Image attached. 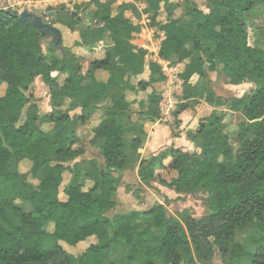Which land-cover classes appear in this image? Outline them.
<instances>
[{"label":"trees","instance_id":"16d2710c","mask_svg":"<svg viewBox=\"0 0 264 264\" xmlns=\"http://www.w3.org/2000/svg\"><path fill=\"white\" fill-rule=\"evenodd\" d=\"M142 2L145 7L139 11L133 4L90 0L69 13V21L47 22L70 31L78 27L80 48L100 42L106 32L111 35L113 47L91 62L84 75L78 57L62 41V51L55 53L33 25L0 8V87H5L0 96V264H214L216 252L221 264H245L244 259L264 264L263 245L251 238L255 248L250 251L236 240L237 230L255 227L264 232V48L251 46L248 35V23L264 18V0H205L208 13L185 0L181 20L172 18L177 6L169 0ZM161 4L167 13L163 24L156 22ZM47 12L57 10L49 7ZM125 12L138 22L143 14H152L150 23L164 36L158 59L174 56L181 64L190 58L178 74L184 93L173 111L174 122L200 103L193 97L200 89L203 101L213 108L188 135L198 151L170 147L142 161L138 169L142 185L157 183L178 200L199 202L205 210L200 217L188 208L171 215L161 203L108 216L117 205L120 174L130 154L144 144L143 123L161 118V98L155 92L138 113L123 93L130 77L146 66L150 80L134 89L146 90L165 80L162 68L147 59L148 51L133 43L142 24L125 18ZM219 64L227 84L255 87L239 98L219 100L209 77ZM99 70L107 72V81L96 78ZM52 71L66 75L62 85ZM194 75L199 86L191 84ZM37 77L49 85L54 107L44 116L31 103ZM111 87L117 93L107 98ZM89 100L106 103L93 129L103 165L79 160L83 148L74 128L86 123ZM77 106L81 115L70 116L69 110ZM224 111L242 115L236 150L223 131ZM135 114L138 118L132 120ZM45 124L51 129L43 130ZM23 161L31 164L25 173L19 170ZM158 170L174 175L166 180ZM65 175L69 179L63 186ZM83 175L95 181L87 192L81 190ZM22 203L30 207L28 212ZM89 238L95 242L77 256L61 245L76 247ZM118 248L127 251L120 263L112 256Z\"/></svg>","mask_w":264,"mask_h":264},{"label":"crops","instance_id":"0c3cea01","mask_svg":"<svg viewBox=\"0 0 264 264\" xmlns=\"http://www.w3.org/2000/svg\"><path fill=\"white\" fill-rule=\"evenodd\" d=\"M16 1V0H15ZM20 1V0H19ZM90 1V0H89ZM88 1V2H89ZM102 2L107 1V0H100ZM116 5H120V4H133L137 7V9L139 11H142L145 7L144 3L142 2V0H114ZM184 1L185 0H181V2H178L176 0H169V3L177 6L176 8L173 9L172 12V18L175 20H181L183 15H184ZM191 2H193L194 4L197 5V7L204 13H208L209 9L207 8L206 2L204 0V9H201V7L196 3L195 0H190ZM33 2H43V3H47L48 5H56V4H65V0H54V1H50V0H33ZM11 3V0L8 1L7 7L8 5ZM34 9H36V6L34 5ZM165 7L163 4H161L160 6V10H159V14L156 17V22H160V23H165L166 19H167V13L165 12ZM181 9V13L179 14H175L176 12L178 13ZM179 10V11H176ZM176 11V12H175ZM37 12H42L44 13V11L41 10H37ZM164 13V20L160 21L159 17L160 14ZM176 16H175V15ZM152 14H143L141 17L140 22H138L133 15L130 12H125L124 13V17L127 19H130L134 24L136 23H141L142 24V29L140 31L139 34H137L133 40V43L140 47L145 49L146 51H148L149 55L147 56V59L152 60L154 63H157L161 68H162V72L165 75V80L162 82H156L154 84H152L151 86H149L148 88H146V90H137L134 89V87L136 88V86L138 85L139 82L141 81H148L151 78V71L149 70V67H144L143 70L130 77L129 79V86L128 88L125 90L124 97L126 99V101L129 103L130 105V109L132 110V112L134 113H138L140 112L143 107H145L148 104V97L154 92V90L156 89V86L158 84L164 83L167 85L168 79H169V74H173V77H175L176 79V83L179 84L180 86H182V81L179 79L178 74L182 71L183 65L187 64L190 62V58H187L186 60H184L183 63L181 64H176L177 58L172 56L169 60L167 61H163L158 59L157 57V51L159 49L160 46V42L163 40L164 36L163 34L160 32L159 28L157 25H152L150 23V18H151ZM49 19V18H47ZM51 19V18H50ZM46 20V19H45ZM44 20V21H45ZM60 26V25H59ZM57 26V24L54 25V27H56L57 29L60 30L61 35H62V39L61 41L64 39V37L67 35L68 37L71 38V36L78 34V39H74L73 41V46H76V43L80 41L79 38V30L78 27L74 30V31H70L69 29L63 28V27H59ZM153 32H156V36L157 38H159V41L156 45V47L154 48H150L149 46L146 45V42H150L151 41V36L153 34ZM146 40V41H145ZM102 45H105L106 47L104 49L102 48ZM77 48L81 49L80 47L76 46ZM113 47V43L111 41V35L106 32L103 36V39L100 42H95L89 46H84L82 47L83 50H85V52H88L90 54H93L94 52H96V54L98 53L99 50H103V54L101 56H93V59L89 60L88 62L85 61L86 57L84 53L83 55H81L80 53H74L71 51V47H68L66 45V48L68 50H70V52L74 55H76V57H78L77 59V64L81 67L82 70V74L84 75L88 69H89V65L91 62L95 61V60H100L104 57L105 52H107L108 50H110ZM83 52V51H82ZM217 70L214 71L215 73L217 72L218 75H221V69H222V65L219 64L217 65ZM211 72L209 73V77L211 79L210 74L214 73ZM96 78L100 81H107L108 79V74L105 71L99 70L96 72ZM51 76L52 78H55L57 80V83L59 85H62L66 79V75H63L57 71H52L51 72ZM60 76V77H59ZM222 76V75H221ZM193 77H197V80L199 79L198 75H194ZM192 77V78H193ZM39 79H41V77H37ZM36 78V79H37ZM58 78V79H57ZM191 78V80H192ZM222 78H224V76H222ZM36 79L35 82L36 83ZM42 80V79H41ZM43 81V80H42ZM61 81V82H60ZM212 81V79H211ZM213 82V81H212ZM44 85H46L43 82ZM192 85H196V83H191ZM5 91V87L4 85H2L0 87V96H2L4 94ZM147 91H149V93H147ZM117 93V90L113 87L110 88V90L108 91L107 94V98H111L113 95H115ZM140 93H147L146 94V98L145 99H138V100H134L137 97H139L138 95ZM132 95V99H128V96ZM167 99V100H166ZM166 99L163 100L164 103H162V100L159 103V107L161 109V118L160 120H157L155 122H144L143 123V127L146 131V137H145V141L144 144L141 148H139L138 150H136L135 152L131 153L127 162V166L122 170V173L120 174V183H119V189L121 188L126 194H133L138 188L136 187L137 185L142 186L143 188H141L142 191H144L143 193H139L140 196H144L145 193V189L148 186L142 185L139 177H138V169L140 166V163L142 161H145L147 159H149L151 156H157L160 152H162L163 150L173 147V149H182L184 151H193V150H197L195 144L191 141V139L188 137L189 133H194L196 131V129H192V127L187 128L184 127V119L187 117L186 115L188 114V112H193L195 111V107L194 108H190L187 109L185 111H183L181 114H179L176 117V120L179 121L178 124L176 122H171L174 121V116H173V111L175 110L176 107V99L174 96V92L171 93V95H167ZM196 100H199L198 98H195ZM49 107L50 109H53L54 107L52 106L51 103V96L49 95ZM67 101H71V99H67ZM91 101V100H89ZM168 101H171V103L173 104V108L171 109H164V106L168 103ZM203 101V100H202ZM166 102V103H165ZM201 102V100L199 101ZM204 102V101H203ZM205 103V102H204ZM106 105L105 102H101V101H91V107L90 109L87 111L88 114V118L85 124H78L75 126L74 128V132L76 133L77 137L79 138L80 144H84L83 147V154L81 157H83V161L86 162H96L98 165H103V158L100 155L99 149L95 146V140H94V133H93V129L101 122V117H102V112H103V108ZM133 105H136L137 108H133ZM213 109V108H212ZM211 112V111H210ZM82 113L81 107L77 106L75 108H72L69 110V115L70 116H80ZM47 114V113H46ZM45 114V115H46ZM50 114V113H49ZM210 114V113H209ZM208 114V115H209ZM207 115V116H208ZM42 116V115H40ZM138 116L137 114L132 115L131 119L135 120L137 119ZM184 118V119H183ZM191 119V116L189 117ZM194 120H196V118H193ZM51 129V125H43V130L48 131ZM182 132L181 134L177 133V132ZM87 151V153H89L91 150H94L96 152V156L95 157H85L86 153L84 152ZM90 156V155H89ZM80 157V158H81ZM170 162V158L166 159L164 161V165L169 164ZM22 164L25 166H28V170L31 167V164L29 161H23L20 163L19 165V170L20 167L22 166ZM27 170V171H28ZM26 171V172H27ZM85 173V172H84ZM132 175L131 179L128 181V179L126 178V176ZM131 180H134V183H131ZM81 190L83 192H87L89 189H91L94 185H95V181L86 177V176H82L81 177ZM152 184V183H151ZM134 185H136L135 187H133ZM140 189V188H139ZM118 201H116L117 203ZM16 204H21V202L17 199L15 200ZM118 204V203H117ZM22 206H24L25 210L28 212L30 210V207L26 204L22 203ZM117 208V205L115 207V209ZM115 209L112 210L115 212ZM135 210V209H133ZM179 212V211H178ZM125 214V213H123ZM114 215L117 214H108V216L112 217ZM248 229V228H246ZM244 229V230H246ZM243 230H237L236 232V240H237V234L242 232ZM239 242V241H237ZM240 243V242H239ZM242 244V243H240ZM244 245V244H242ZM246 246V245H244ZM127 255V251L123 248H118L117 251L112 254L114 261L117 263H120L123 258ZM218 256L219 259L221 260V257L218 255V253H215L214 258ZM213 258V259H214ZM214 263V261H213ZM222 260L220 263L221 264ZM215 264V263H214Z\"/></svg>","mask_w":264,"mask_h":264},{"label":"rangeland","instance_id":"374dc122","mask_svg":"<svg viewBox=\"0 0 264 264\" xmlns=\"http://www.w3.org/2000/svg\"><path fill=\"white\" fill-rule=\"evenodd\" d=\"M8 1L10 0H0V8H7V4ZM65 4H56V5H48L47 3H43V2H33V0H11V3L8 5V7H11V9H15L18 11H22L24 9H27L29 11H44V13H49L47 12L48 8L51 7L53 9H56L58 12H63L62 14L58 15V16H54L53 18H51L52 20L46 19L45 22L51 21L53 23H58L60 21L62 22H67L69 21L70 17H69V13L67 11H72L74 12L75 10H77L76 7H82V5L84 3H87L89 0H65ZM178 2H181V0H176ZM196 3L201 7V9H204V0H195ZM34 5L36 6V9H34ZM61 7H64L65 9L59 10ZM80 10V9H79ZM179 11V10H176ZM175 11V12H176ZM79 13H81V11H78ZM75 13V12H74ZM181 13V9L180 11L175 14H179ZM174 14V15H175ZM176 16V15H175ZM164 13L160 14L159 20L163 21L164 20ZM263 22H264V18L263 17H258L253 19L251 22L248 23V35H249V44L253 47H257L260 49L264 48V28L263 27ZM57 26H59V24H57ZM60 28L62 26H59ZM262 29V31L260 32L259 30ZM79 30V28H78ZM156 32H153L152 36H151V41L150 42H146V45L149 46L150 48H154L156 47L159 38L155 37ZM78 39V34H75L73 36L68 37L67 35L64 37V39L62 40L64 46H68L71 47V51L74 53H80L81 55L85 54V61L88 62L89 60L93 59V56H101L103 54V50H99L98 53L96 54V52H94L93 54H90L88 52H85V50H83L82 48L79 49L77 48L75 45L73 46V41L74 39ZM146 41V40H145ZM46 46L47 45H43L44 50H46ZM106 46L102 45L101 49H104ZM83 51V52H82ZM169 79L167 82V85L164 83L158 84L156 86V89L154 90V92L159 95V97L162 100V103L164 99H166L167 95H171V93L174 92V96L176 99V103H178V99L179 97L184 93L183 92V88L182 86H180L179 84L176 83V79L175 77H173V74H169ZM211 79H212V91L213 94L217 97H219L218 99H232L234 97H241L244 94H249V92L255 87L254 84L251 83H242L240 85H231V84H227L224 80V78H222L221 75H218L217 72L210 74ZM60 77V76H59ZM58 79V78H57ZM61 82V81H60ZM191 83H196V86H199L198 84L200 83V80H197V77H193L191 80ZM203 89L198 90V92L194 93V98H198L199 100H195V101H200V103H198V105H195V111L193 112H188V114L186 115L187 117L184 119V127L190 128L192 127V129H196L198 128L199 122L204 119L209 113L210 111H212V107H210L209 105H207L206 103H204L203 97H202V91ZM31 93L33 94V99L31 101V103H35L38 107V111L39 114L44 116L46 113L49 114L53 111V109H50L49 107V95L51 93L50 91V87L49 85H44L43 81L39 78L36 79V83H34L33 89L31 91ZM147 93H149V91H147ZM147 93H140L136 99L134 100H138V99H145L146 98V94ZM213 96V97H215ZM128 99H132V95L128 96ZM149 100V98H148ZM167 100V99H166ZM166 103V102H165ZM177 105V104H176ZM133 108H137L136 105H133ZM176 109V107H175ZM224 120H223V131L225 133L228 134L229 136V140H230V145L232 146V148L234 150H236L239 147V143L236 139V135H237V131L239 128V125L242 121V115L240 113L237 112H229V111H224ZM191 116V119L189 118ZM193 118H196V120H194ZM171 120V122L173 123L174 121H172V118L169 119ZM179 134H181L182 132H177ZM84 147V144H82V148ZM197 149V148H196ZM193 151H198L197 150H193ZM84 152L86 153V158L87 157H95L96 156V152L94 150H91L89 153H87V151L84 150ZM90 155V156H89ZM83 157L79 158L80 161H83ZM28 170V166H25V164L20 167V171L22 173H25ZM158 173L160 174V176L166 180H169L170 178L173 177V173H167L165 171H161L158 170ZM132 175L126 176V178L128 179V181L131 179ZM69 179V175H65L64 177V183L63 186L68 182ZM31 180V179H30ZM33 181V180H31ZM35 182V181H33ZM134 180H131V183H134ZM63 186L60 188V192L63 188ZM136 185H134L133 187H135ZM136 188L137 190L129 195L126 194L121 188L119 189V191L117 192L116 195V201H118L117 203V208L114 211L109 212L110 215L112 214H123V213H127L133 209L135 210H148L152 205L156 204V203H161V204H165L167 211L169 214L171 215H175L177 211H182L185 208L190 209V213L195 216V217H200L201 214L205 213V210L202 208L201 204L198 202H194L193 199L191 198H187L184 201L182 200H178L177 199V195L163 187L160 186L157 183H152L149 184L148 187L145 189V195L144 196H140L139 193H143L144 191L141 190V188H143L140 185H137ZM140 188V189H139ZM138 192V194H137ZM62 193L60 194V197H62ZM46 230L48 232H50L52 230V226L49 225V227L46 228ZM251 238L256 239L257 243L259 245H263L264 246V232H261L258 228L255 227H249L248 229L244 230L240 233L237 234V241H239L240 243L246 245L245 247L250 250V251H254V245L251 243ZM95 239L94 238H89L88 240H86L83 243L78 244L76 247H69L65 244H61L63 246V248L68 251L69 253L77 256L80 255L90 244L94 243ZM215 264H218L221 262V260L219 259L218 256H216L213 259ZM244 263L248 264L246 262V260L244 259Z\"/></svg>","mask_w":264,"mask_h":264},{"label":"water","instance_id":"95a60500","mask_svg":"<svg viewBox=\"0 0 264 264\" xmlns=\"http://www.w3.org/2000/svg\"><path fill=\"white\" fill-rule=\"evenodd\" d=\"M6 9L11 11L14 16H17L21 20L33 25L38 30L43 40L53 46L55 53H60L62 51V47L60 45L62 35L60 30L54 27L53 25L45 22L44 20L47 18H53L54 16L60 15L63 12L57 11L42 13L37 11H29L27 9L18 11L15 9H11V7H7ZM67 12L74 14V12L72 11Z\"/></svg>","mask_w":264,"mask_h":264},{"label":"built area","instance_id":"2783aa9c","mask_svg":"<svg viewBox=\"0 0 264 264\" xmlns=\"http://www.w3.org/2000/svg\"><path fill=\"white\" fill-rule=\"evenodd\" d=\"M171 108H173V104L171 103V101H168V103L164 106V109L167 110Z\"/></svg>","mask_w":264,"mask_h":264}]
</instances>
